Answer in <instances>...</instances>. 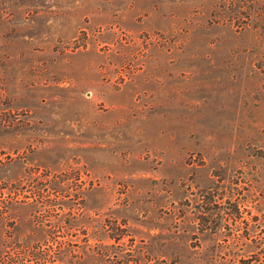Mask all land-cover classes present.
Returning a JSON list of instances; mask_svg holds the SVG:
<instances>
[{"label": "rangeland", "instance_id": "obj_1", "mask_svg": "<svg viewBox=\"0 0 264 264\" xmlns=\"http://www.w3.org/2000/svg\"><path fill=\"white\" fill-rule=\"evenodd\" d=\"M221 3L0 0V264H264V22Z\"/></svg>", "mask_w": 264, "mask_h": 264}, {"label": "trees", "instance_id": "obj_2", "mask_svg": "<svg viewBox=\"0 0 264 264\" xmlns=\"http://www.w3.org/2000/svg\"><path fill=\"white\" fill-rule=\"evenodd\" d=\"M211 14L213 19L222 23H229V25L236 28V31H244L251 23L259 24L261 21L264 22V0H234L232 2L223 0V4L221 3L219 8ZM257 227V223H254L252 230L255 233L253 235L256 234ZM120 236L122 237L123 235L121 234ZM120 236L114 239L116 244L103 242L91 244L85 236L79 242L76 241L73 245H70V248L63 244L62 247L52 254H37L35 264H43L41 259L50 257L53 260H59L61 264H149L147 263L149 260L143 257L140 249L133 247L130 248L129 252L125 251L124 242L120 243ZM253 241H263L262 236L253 238ZM154 264L196 263L188 259L174 257L170 262L161 259L154 262ZM197 264L201 263L198 262Z\"/></svg>", "mask_w": 264, "mask_h": 264}]
</instances>
